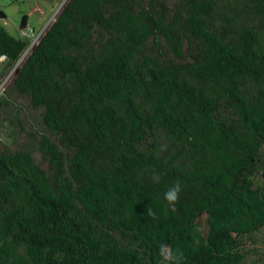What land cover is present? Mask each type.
<instances>
[{"label":"trees","instance_id":"16d2710c","mask_svg":"<svg viewBox=\"0 0 264 264\" xmlns=\"http://www.w3.org/2000/svg\"><path fill=\"white\" fill-rule=\"evenodd\" d=\"M51 1L33 45L0 23L48 165L0 140V264L264 263V0Z\"/></svg>","mask_w":264,"mask_h":264},{"label":"rangeland","instance_id":"374dc122","mask_svg":"<svg viewBox=\"0 0 264 264\" xmlns=\"http://www.w3.org/2000/svg\"><path fill=\"white\" fill-rule=\"evenodd\" d=\"M177 0H170L174 3ZM63 2L51 0H0V13L5 18H0V23L15 37H19L22 19L28 17V27L32 26V36L37 37L49 25L51 20L62 7ZM4 59H0V68ZM14 71V70H13ZM13 72L9 74L11 76ZM2 78H6L3 76ZM1 78V79H2ZM9 78V77H8ZM5 79L0 85V100L4 97L9 106L0 107V140L4 148L9 150H29L44 168H48L38 151L37 141L45 133L43 119L39 111L30 106L27 97L19 95L13 87L9 86V79ZM2 81V80H1ZM10 87V88H9ZM9 89L5 95L4 90ZM21 124V127H18ZM260 184L264 185V178L260 177ZM204 231H207V219L202 215L199 219ZM264 240V234L261 237ZM264 247V242H259ZM254 246V245H253ZM249 264H264L259 255H252Z\"/></svg>","mask_w":264,"mask_h":264},{"label":"clouds","instance_id":"9594fccd","mask_svg":"<svg viewBox=\"0 0 264 264\" xmlns=\"http://www.w3.org/2000/svg\"><path fill=\"white\" fill-rule=\"evenodd\" d=\"M154 182H159V176L154 175L152 177ZM182 188L179 183L170 186L164 193V200L167 202L169 208L175 210V206L179 201ZM149 215L155 217L154 213L149 212ZM158 255L161 258L159 264H180L182 253L179 250L175 252L168 245H161L158 251Z\"/></svg>","mask_w":264,"mask_h":264},{"label":"built area","instance_id":"2783aa9c","mask_svg":"<svg viewBox=\"0 0 264 264\" xmlns=\"http://www.w3.org/2000/svg\"><path fill=\"white\" fill-rule=\"evenodd\" d=\"M32 30L33 29L31 27L24 29L23 31H21V36L31 39L32 40L31 44L33 45L41 34H39L37 37L35 36L33 37Z\"/></svg>","mask_w":264,"mask_h":264},{"label":"water","instance_id":"95a60500","mask_svg":"<svg viewBox=\"0 0 264 264\" xmlns=\"http://www.w3.org/2000/svg\"><path fill=\"white\" fill-rule=\"evenodd\" d=\"M65 1V0H64ZM64 3V2H63Z\"/></svg>","mask_w":264,"mask_h":264}]
</instances>
